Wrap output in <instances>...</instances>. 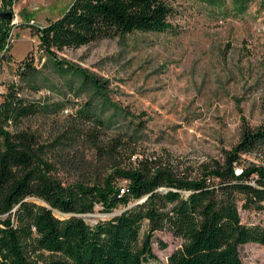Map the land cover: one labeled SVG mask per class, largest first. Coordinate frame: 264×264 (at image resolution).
<instances>
[{"label": "rangeland", "instance_id": "rangeland-1", "mask_svg": "<svg viewBox=\"0 0 264 264\" xmlns=\"http://www.w3.org/2000/svg\"><path fill=\"white\" fill-rule=\"evenodd\" d=\"M72 1H15L22 24L12 58L20 62L33 48L37 61L26 75L17 71L18 82L10 83L7 59L0 75L4 97L14 86L39 106L10 132L31 137L36 163L63 190L100 185L115 168L148 166L195 178L222 166L244 129L264 126V9L256 0L243 16L219 21L171 0L178 12L179 1L187 7L169 19L177 35L133 32L58 51L56 59L84 70L85 81L59 70L31 28L56 19ZM235 164L236 171L264 169V147L240 153ZM242 203L238 196L243 223L264 224V209ZM99 210L82 217L94 224L123 209ZM180 245L168 230L155 231L156 259L146 264H166ZM241 258L264 264V246L243 245Z\"/></svg>", "mask_w": 264, "mask_h": 264}, {"label": "trees", "instance_id": "trees-1", "mask_svg": "<svg viewBox=\"0 0 264 264\" xmlns=\"http://www.w3.org/2000/svg\"><path fill=\"white\" fill-rule=\"evenodd\" d=\"M184 1L213 21L241 17L255 2ZM256 2L263 10L264 0ZM185 9L179 1L178 12L171 0H73L62 15L31 28L59 70L85 81L84 70L56 59L58 51L133 32L177 35L169 19ZM21 62L24 76L32 61L27 54ZM38 109L14 86L0 107V264H146L156 259L152 238L160 230L181 240L166 264H243V245L264 246V224L246 225L237 207L242 196L244 208L264 209V169L235 174L240 153L264 147V126L244 129L225 163L198 177L148 166L115 168L100 185L77 184L72 191L38 166L27 133L10 132ZM95 206L103 213L123 211L89 224L82 215Z\"/></svg>", "mask_w": 264, "mask_h": 264}, {"label": "built area", "instance_id": "built-area-1", "mask_svg": "<svg viewBox=\"0 0 264 264\" xmlns=\"http://www.w3.org/2000/svg\"><path fill=\"white\" fill-rule=\"evenodd\" d=\"M5 12H9L11 14L10 19H6L2 16ZM21 24L22 20L15 10V0H0V56H7V61H10V83L18 82L16 73L24 67L21 61L16 62L11 55V48L17 39L19 26ZM36 37L38 38L37 34L35 35V38ZM31 50L32 52L29 54V58L32 61V64H35L37 61L38 51L33 48ZM4 92L5 91H2L0 87V103L4 100ZM239 173L240 171H235V174Z\"/></svg>", "mask_w": 264, "mask_h": 264}, {"label": "bare ground", "instance_id": "bare-ground-1", "mask_svg": "<svg viewBox=\"0 0 264 264\" xmlns=\"http://www.w3.org/2000/svg\"><path fill=\"white\" fill-rule=\"evenodd\" d=\"M6 59H7V56H0V75H1V70H2L3 64L5 63ZM0 87H1L2 91H5L4 85L1 82V78H0Z\"/></svg>", "mask_w": 264, "mask_h": 264}, {"label": "water", "instance_id": "water-1", "mask_svg": "<svg viewBox=\"0 0 264 264\" xmlns=\"http://www.w3.org/2000/svg\"><path fill=\"white\" fill-rule=\"evenodd\" d=\"M2 16H3L4 18H6V19H10V18H11V14H10L9 12H5V13H3ZM122 211H123V210H120V211L116 212L114 215L119 214V213H121Z\"/></svg>", "mask_w": 264, "mask_h": 264}]
</instances>
